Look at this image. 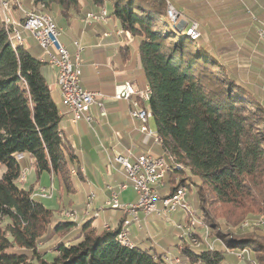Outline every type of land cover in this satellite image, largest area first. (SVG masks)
<instances>
[{
  "label": "trees",
  "instance_id": "1",
  "mask_svg": "<svg viewBox=\"0 0 264 264\" xmlns=\"http://www.w3.org/2000/svg\"><path fill=\"white\" fill-rule=\"evenodd\" d=\"M81 1L33 0L32 7L65 16L78 12ZM85 1L98 13L108 4L123 30L138 39L140 78L149 90L140 105L151 113L159 137L155 154L170 160L168 171H175L166 177L168 190L180 186L176 179L184 165L195 178L201 219L210 225L218 218L236 225L247 216L264 217V101L227 64V47L214 44L210 50L202 33L191 39L186 29L170 26L166 0ZM14 29L0 22V264H171L154 246L118 240L124 216L114 227L97 230L90 219L56 217L32 196V188L18 185L19 156L27 154L37 174L49 172L57 178V191L70 193V171L78 159L59 128L62 114L43 73L49 63L26 49L17 40L24 31L14 37ZM76 226L75 238L58 236ZM55 236L47 259L39 244ZM261 237L227 235L223 241L233 250H252L264 264ZM181 257L189 264H221L226 254L184 246Z\"/></svg>",
  "mask_w": 264,
  "mask_h": 264
},
{
  "label": "rangeland",
  "instance_id": "2",
  "mask_svg": "<svg viewBox=\"0 0 264 264\" xmlns=\"http://www.w3.org/2000/svg\"><path fill=\"white\" fill-rule=\"evenodd\" d=\"M8 1L11 19L16 21V17H14L12 13V6L15 0ZM196 1L197 0H166L165 13L171 20L170 26H173L172 23L174 22L180 30L186 29V35L191 39H196L199 37L198 33L195 36L190 35L188 33L189 29H187L191 22H196L200 35L202 33L206 48L210 49L214 44H220L225 48L227 47L225 53L228 57V61L226 60L227 64L235 67L234 73L239 81L249 86V88L264 101V75L261 74L264 73V70H262L263 68L259 67L258 64L260 60L259 37L256 35V37L250 38L255 40L250 49L247 45L242 43L244 41L242 37L227 35V31H221L225 32V35L222 34L221 36L214 37V33H217L215 31L216 27H223L224 30L227 28V26H223L222 24L219 25L221 22L216 19L219 6L210 4L208 0H201L205 2L204 4H201L200 1L197 3ZM18 4L20 3L16 2L17 8ZM171 7L177 12L176 17L174 13L172 16L170 15L169 11L172 10ZM1 8L0 5V21L3 23L4 15L2 14ZM173 17H175V19H173ZM137 42L138 39L135 38V43ZM148 125L153 129L154 124L152 117L148 118ZM161 157L166 164L170 165L163 156ZM20 163L21 173L17 181L18 185L24 189L32 188V196L41 200L48 208L55 210L54 215L61 219H70L78 223L90 219L92 220L91 225L97 228V230L103 228L108 229L116 225L122 217V212H124L121 209H112L111 205L109 206L107 204L106 200L111 193L108 187H116L115 192L118 194V200L121 205L127 202L133 203L137 200V194L130 185L125 189H120V180H118V176L115 177V181L113 180V164L111 163V165L107 158H101L100 163L96 166L90 165V168L87 167L88 183L82 184L77 179L78 173L83 174L84 172L82 166L72 168L74 170L71 169L70 173L74 177L76 189L70 187L68 190L70 193L64 192L62 187L57 191V178L52 177V174L49 172L43 171L38 176L32 162L30 163V161L24 159ZM80 167L83 168V172L79 171ZM179 167H181L184 172L178 175L176 183H180L179 187H186V194L184 196L185 206L181 208V210L179 209L180 214H177L179 217L176 216L173 222L166 223L157 220L156 218L158 217L144 215L146 217V223L142 211L138 213L139 221L129 216L128 239L130 243L133 244L130 238L134 236L137 237L135 238L136 243L140 244L143 248H148L147 243H151L153 246L157 245L158 249H160L162 246L158 244H161L164 239H170L173 243L176 242L174 245L165 247L162 251L166 253V259L171 264H189L188 260L184 259L183 261L181 257V250L184 246L193 249L222 250L226 254V258L221 264H259V262L254 259L255 253H253L252 250L245 248L233 250L224 243L223 239L227 235H249L262 241L261 235L264 234V217L260 215L253 216L252 218L251 216H247L236 225L229 223L223 218H218L214 225H210L201 219V209H199L198 205L195 203L196 193L192 183V179L195 178L190 175L188 169L184 165L183 167L179 165ZM3 170L4 167L0 164V176ZM182 178H186V181L181 180ZM107 184L108 186H106ZM45 188L48 192L51 191V194L42 197V189ZM85 191L87 193L83 196ZM91 192H93L94 195ZM192 223L195 224L192 225ZM139 225L142 226V229ZM78 227L79 226H76V228L69 232L58 236H62V239L65 241L71 240L75 238ZM56 239H58L57 236L47 242H41L39 244L41 250L45 249L48 251L46 254L47 259H51L53 256L54 240ZM176 258L178 261H175Z\"/></svg>",
  "mask_w": 264,
  "mask_h": 264
},
{
  "label": "crops",
  "instance_id": "3",
  "mask_svg": "<svg viewBox=\"0 0 264 264\" xmlns=\"http://www.w3.org/2000/svg\"><path fill=\"white\" fill-rule=\"evenodd\" d=\"M199 1L201 4L205 3L201 0L196 2L199 3ZM16 2L20 3L18 8ZM208 2L219 6L216 19L221 22L219 25L227 26L226 30L220 26L216 28L215 31L217 33H214L213 36L225 35V32L221 31H227V35L242 37L244 40L242 43L250 49L255 42L254 39L250 38H254L257 35L260 40V60L258 64L264 70V0H208ZM32 5L30 0H15L12 6L14 17L20 18L22 16L20 8L27 9L31 8ZM105 7L107 16L105 20L99 22L90 21L86 23L85 14L89 11H99V9L85 0L81 1L78 12H72L66 16L61 15L57 11L51 14L61 30L60 42L70 55L78 57L81 68V86L99 94L96 97V103L90 105L89 109L86 110V117L91 119L88 122L90 124L83 120L77 122L71 120V113L63 103L60 89L56 84V68L48 64L44 68L43 73L50 93L62 114L59 124L62 136L76 153L78 166L84 168L81 178L77 177L78 181L82 184L88 183L87 167L90 168V165L96 166L100 163L101 158H107L110 164H113H111L114 175L113 180L115 181V177L118 176L120 188L123 179L118 173L115 163H113V156L125 154L127 149L132 150L135 154L146 151L155 154L159 144L154 143L151 138H148L138 130V121L132 119L129 115L130 105L128 101L115 100L112 97L114 91L126 82L133 84L136 88H143L147 85L139 77L141 69L138 64L135 38L124 31L119 20L110 14V6L107 4ZM17 40L22 41L23 46L31 53L45 59L46 56L28 33L24 32ZM261 74L264 75V73ZM99 102L105 108L106 114L103 116L99 113ZM24 159H27L30 163L33 162V158L25 154L19 157V163ZM52 177L54 176L52 175ZM112 189L115 191L116 187H112ZM86 193L85 191L83 196ZM91 193L94 195L93 192ZM140 211L138 210L135 215L131 212H122V216L126 219H129V216L134 219L136 216L139 221L138 213ZM176 216L178 215L174 214L167 219H156L167 223L173 222ZM114 226H111V228ZM139 227L142 229L141 225ZM135 238L137 237L134 236L130 240L134 244H138ZM174 243L170 239H164L161 244H158L162 247L158 249L157 245H155L154 249L162 252L165 247L174 245ZM147 244L148 246H153L151 243Z\"/></svg>",
  "mask_w": 264,
  "mask_h": 264
},
{
  "label": "built area",
  "instance_id": "4",
  "mask_svg": "<svg viewBox=\"0 0 264 264\" xmlns=\"http://www.w3.org/2000/svg\"><path fill=\"white\" fill-rule=\"evenodd\" d=\"M2 1L8 2V0ZM30 1L33 2V0ZM172 12L175 16L177 15L173 8ZM23 13L24 15H32L35 18V25H28L19 21V27H24V32L33 38L43 54L50 56L51 65L56 68L57 74H61V82H56V84L60 92H65V102L63 103L71 113V120L73 122L83 120L88 123L86 110L89 109L90 105L96 103V97L99 94L81 86V68L78 57L69 54L59 40L60 35L52 34V24H56V22L50 14L37 7L24 9ZM103 20L105 18H101L97 11H89L85 14L86 23ZM187 29L195 30L200 35L196 22H191ZM71 76H78V85H70ZM147 93L146 86L136 88L133 84L126 82L114 91L112 97L115 100L128 101L130 105L129 115L138 121V130L151 138L154 143H158V138L154 136L153 130L148 125V118L151 117V114L148 109L140 105L142 102H147ZM98 107L100 115H105V108L101 102L98 103ZM152 155L156 154L149 151L135 154L132 150L127 149L125 154L113 156L117 171L123 179L120 188L125 189L130 185L137 194V200L121 205L118 201V194L111 187H108L111 193L106 202L111 204L112 209H121L134 215L138 210H141L145 216L150 215L164 219L170 218L174 214H180L177 206L178 195H173V191L168 190L166 180L167 175L175 171H167L163 166L154 165ZM166 161L170 160L166 159ZM45 192L47 193L46 188ZM134 219L137 220V217L135 216ZM129 224L130 220L125 218L120 225V228L124 229L125 241L126 238H129ZM175 261L178 259L176 258Z\"/></svg>",
  "mask_w": 264,
  "mask_h": 264
},
{
  "label": "bare ground",
  "instance_id": "5",
  "mask_svg": "<svg viewBox=\"0 0 264 264\" xmlns=\"http://www.w3.org/2000/svg\"><path fill=\"white\" fill-rule=\"evenodd\" d=\"M0 5L2 7L1 8L2 14L4 15V22L10 23V24H13L14 25V27H15V29H14V37L20 36V33H22L24 31V27H19V21L18 20L14 21L13 19H11L10 12H9V10H10V8H9V1L7 2V1L0 0ZM20 10L22 12V20L20 22H23V23L28 24V25H35V18L32 15H24V13H23L24 8H20ZM169 13L172 16V14H173L172 10H170ZM98 15L101 18H106V16H107L106 8H102L100 10V12L98 13ZM60 33H61V30L57 26V24H52V34L53 35H60ZM188 33L190 35H194V36L197 34V32H195V30H190V29L188 30ZM45 56H46L45 59L44 58H40V60L41 61H47L51 65V58H50V56H47V55H45ZM56 82H61V74H57ZM70 85H78V76H71V78H70ZM146 90L148 91V93H147V98H148V96H149V90H148L147 87H146ZM60 93H61V97H62L63 102H65V92H60ZM148 112H149V110H148ZM86 119H87L88 122L91 120L90 117H86ZM153 132H154V136L157 137L156 132L154 130H153ZM152 162L156 166H163V168L165 170H167V171L169 169V165L166 164V162L164 161V159L162 157H157V156H153L152 155ZM113 163H115L114 158H113ZM72 170H74V169H72ZM79 171L83 172V168L80 167L79 168ZM73 173H74V171H73ZM49 194H51V191H49V192L47 191V193H46L45 192V189H42V194H41L42 197L48 196ZM185 194H186V187L185 186L178 187L173 192V195H178L177 196V206L179 207L180 210H181V208H183L185 206V204H184V196H185ZM90 197H92V196H90ZM88 199H90V198H88ZM107 204L109 206L111 205L109 202H107ZM193 222H195V221H193ZM194 224L195 223H192V225H194ZM123 236H124V229L123 228H120V230H119V232L117 234L118 240L121 243H124V244H127V245H132L130 243L129 239L126 238V241H125V238Z\"/></svg>",
  "mask_w": 264,
  "mask_h": 264
},
{
  "label": "water",
  "instance_id": "6",
  "mask_svg": "<svg viewBox=\"0 0 264 264\" xmlns=\"http://www.w3.org/2000/svg\"><path fill=\"white\" fill-rule=\"evenodd\" d=\"M174 9V8H173ZM176 17V16H175ZM175 17H173V19H175Z\"/></svg>",
  "mask_w": 264,
  "mask_h": 264
}]
</instances>
